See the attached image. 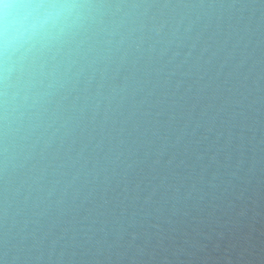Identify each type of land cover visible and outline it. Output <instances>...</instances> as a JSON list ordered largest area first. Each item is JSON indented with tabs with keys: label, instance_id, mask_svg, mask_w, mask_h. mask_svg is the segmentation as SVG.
Masks as SVG:
<instances>
[{
	"label": "clouds",
	"instance_id": "9594fccd",
	"mask_svg": "<svg viewBox=\"0 0 264 264\" xmlns=\"http://www.w3.org/2000/svg\"><path fill=\"white\" fill-rule=\"evenodd\" d=\"M0 264H264V0H0Z\"/></svg>",
	"mask_w": 264,
	"mask_h": 264
}]
</instances>
